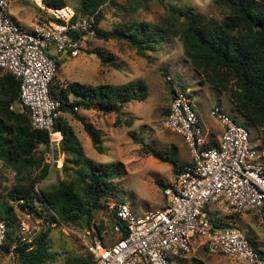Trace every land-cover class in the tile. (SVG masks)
<instances>
[{
  "label": "rangeland",
  "instance_id": "rangeland-1",
  "mask_svg": "<svg viewBox=\"0 0 264 264\" xmlns=\"http://www.w3.org/2000/svg\"><path fill=\"white\" fill-rule=\"evenodd\" d=\"M80 2L81 0H64L65 5L74 10L79 8ZM170 5L181 9L192 8L207 20H219L224 15L223 9L214 0H163L161 3L158 0H109L99 8L97 27L100 30L110 33L130 23H143L151 31L163 30L160 41L146 49V54L141 56L124 40H103L94 33H87L76 57H63L58 61V69L52 81L55 92L70 82L93 86L132 83L133 92L138 94L140 86H143L145 96L140 95L123 104L117 112L102 113L94 108L86 110L79 107L76 115L61 113L60 118L72 130L84 158L89 159L96 169L105 167L110 173L99 200L100 207L92 211L90 219L88 216L89 231L81 223L79 226L58 222L55 214L41 200L31 199L41 218L32 216L31 233L22 234L17 226L19 221H23V216L16 203L8 196L10 189L17 183L15 171L0 160V203H7L15 211L11 235L13 245L9 253H0V264H22L21 258L14 253L19 243L18 237L21 242H30L46 229L49 230L47 246L54 254V259L44 264L73 263L87 255L85 242L88 240L97 237L103 241H111L114 238L110 208L116 201H125L137 215L162 207V187L159 182L165 185L171 183L175 179L176 171L170 164L145 153L142 144L146 143L165 154H171L175 147L178 167L190 161L183 139L163 125L175 91L186 90L192 108L199 116L203 133L206 128L213 132L218 130V122L211 116L210 110L219 106L238 124L249 129L251 144L258 143L261 139L249 122L235 111L226 92L205 82L184 57L179 36L172 29V25L179 24L170 18L167 11ZM9 10L23 25L42 14L32 0H13ZM166 30L168 33H165ZM94 51L102 52L105 63L92 53ZM68 99L73 101L77 97L69 95ZM11 109L24 110L18 101L11 105ZM82 122L99 132L100 152L94 148ZM38 148L35 157H42V165H48V175L34 184V190L41 195V191L49 185L73 179L80 165L75 163L74 156L67 155L60 149V145L54 146L53 151L50 147L45 152L41 151V147ZM40 170L41 167L29 168L26 175L30 172L33 180ZM206 209L214 221L233 223L251 236L255 245L264 251V207L260 212L251 211L242 215L229 213L219 203L211 202ZM172 260L174 264H247L245 261L232 262L221 255H209L201 248L193 250L185 258Z\"/></svg>",
  "mask_w": 264,
  "mask_h": 264
},
{
  "label": "built area",
  "instance_id": "built-area-1",
  "mask_svg": "<svg viewBox=\"0 0 264 264\" xmlns=\"http://www.w3.org/2000/svg\"><path fill=\"white\" fill-rule=\"evenodd\" d=\"M12 1L0 0V68L19 81L20 105L27 109L34 129L48 132L53 151L62 138L55 122L63 100L52 97L50 90L56 61L79 54L94 15L32 0L42 14L22 25L9 10ZM210 114L223 126L212 145H208L186 90L175 91L163 125L183 139L190 161L162 188V207L137 215L125 201L116 203L114 238L94 237L85 242L92 264H174L172 259L188 256L194 244L232 262L264 264L244 232L233 223L220 226L223 221H214L206 209L212 202L231 214L260 212L264 207V152L260 142L251 144L249 129L219 106ZM21 215L18 228L22 234L31 233L30 213ZM6 232L0 220V249Z\"/></svg>",
  "mask_w": 264,
  "mask_h": 264
},
{
  "label": "trees",
  "instance_id": "trees-1",
  "mask_svg": "<svg viewBox=\"0 0 264 264\" xmlns=\"http://www.w3.org/2000/svg\"><path fill=\"white\" fill-rule=\"evenodd\" d=\"M108 1L81 0L76 11L85 16L94 15L95 21L89 33H94L97 38L103 40H124L137 54L144 56L146 49L160 41L163 30L151 31L143 23H130L110 33L100 30L97 27L99 8ZM158 1L161 3L163 0ZM214 2L224 11L223 17L219 20H207L192 8L181 9L170 5L167 8L168 14L179 24L176 25L177 28L172 25V29L174 34L179 36L184 57L195 71L205 82L224 90L235 111L258 132L264 152V0H214ZM47 3L53 7L65 5L64 0H47ZM165 33H168V30ZM92 53L105 63L106 59L101 51ZM132 86V83L93 86L70 82L56 92L51 84L50 90L52 97L63 100L62 112L76 115L75 106L111 113L119 111L123 104L138 96H145L143 86H140L138 94L133 92ZM69 95H74L77 99L69 101ZM17 101L19 102V81L10 72L0 68V160L15 171L17 179V183L8 192L10 200L16 203L20 212L30 213L31 219L32 216L41 218L31 199L41 200L55 214L58 222L80 226L79 220L83 215L88 214L90 219L92 211L100 207L99 200L104 187L107 186L109 169L102 167L98 170L89 159L84 158L72 130L59 117L55 122V130L62 134L60 149L67 155L74 156L75 163L80 165L79 170L74 173L73 179L57 181L46 187L39 195L34 190V184L36 181L44 180L48 175V165L45 163L42 165L43 158L35 157V152L38 147L44 152L48 150L49 136L47 131L32 127L27 109L24 108L23 111L11 109V105ZM168 111L169 109L166 112ZM82 123L94 148L100 152L99 132L92 129L89 124ZM142 148L155 159L170 164L176 172L180 168L175 160V147L172 148L171 154L153 149L146 143L142 144ZM39 167L40 173L33 180L30 178V172L26 175L29 168ZM65 168L63 167V170H66ZM159 185L162 188L166 186L161 182ZM118 202H121V199L116 201ZM116 203L110 208L112 227L116 223L114 214ZM0 220L5 222L7 228L6 238L0 249V253L5 255L13 245L11 235L15 220L13 207L5 202L0 203ZM228 225V222L220 223V226ZM48 233V229L42 230L30 242H21L18 237L19 243L14 253L21 258L22 264H44L54 259V254L47 246ZM246 236L254 251L264 259V251L255 245L251 236ZM86 254L85 257L70 264H92L91 255L88 252Z\"/></svg>",
  "mask_w": 264,
  "mask_h": 264
},
{
  "label": "crops",
  "instance_id": "crops-1",
  "mask_svg": "<svg viewBox=\"0 0 264 264\" xmlns=\"http://www.w3.org/2000/svg\"><path fill=\"white\" fill-rule=\"evenodd\" d=\"M33 2V1H32ZM34 3V2H33ZM35 5V4H34ZM36 6V5H35ZM37 7V6H36ZM14 17V16H13ZM15 18V17H14ZM17 21H18V23H19V20L17 19V18H15ZM23 25V24H22ZM218 122V121H217ZM222 130H223V126H222V124L221 123H219L218 122V130H216V131H212V130H210V129H208V128H206L205 130H204V135L206 136V139H207V142L209 143V144H214V143H216L217 142V140L219 139V137H220V134H221V132H222ZM198 248H201V249H203L201 246H197V245H195L194 246V251H196ZM204 250V249H203Z\"/></svg>",
  "mask_w": 264,
  "mask_h": 264
},
{
  "label": "water",
  "instance_id": "water-1",
  "mask_svg": "<svg viewBox=\"0 0 264 264\" xmlns=\"http://www.w3.org/2000/svg\"><path fill=\"white\" fill-rule=\"evenodd\" d=\"M79 221H80L82 227H83L85 230H87V231L90 230V229H89V226H88V214L83 215V216L80 218Z\"/></svg>",
  "mask_w": 264,
  "mask_h": 264
}]
</instances>
